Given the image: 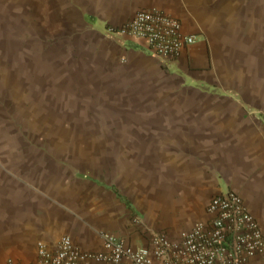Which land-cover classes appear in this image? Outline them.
<instances>
[{
	"label": "crops",
	"instance_id": "0c3cea01",
	"mask_svg": "<svg viewBox=\"0 0 264 264\" xmlns=\"http://www.w3.org/2000/svg\"><path fill=\"white\" fill-rule=\"evenodd\" d=\"M20 7V42H12L10 24L0 25V81L18 65L14 47L19 107L43 113L45 49L77 48L82 64L70 62L63 74L54 64L46 78L64 82L53 90H67L78 108L100 104L103 116L86 119L69 104L75 134L0 136V264L30 262L39 243L53 246L63 235L88 251L102 250L105 232L133 246L155 232L176 238L226 189L242 196L264 230V0H20ZM152 7L195 35L168 66L143 40L106 34ZM59 104L50 107L57 125ZM92 128L100 136L87 135ZM247 264H264V252Z\"/></svg>",
	"mask_w": 264,
	"mask_h": 264
},
{
	"label": "built area",
	"instance_id": "2783aa9c",
	"mask_svg": "<svg viewBox=\"0 0 264 264\" xmlns=\"http://www.w3.org/2000/svg\"><path fill=\"white\" fill-rule=\"evenodd\" d=\"M106 34L128 35L144 41L147 49L166 66L177 60L184 47L195 41L179 19L152 7L139 9ZM207 217L180 231L176 238L162 232L151 234L144 245L133 246L114 234H103V248H80L70 235L55 245H37L30 262L8 257L5 264H247L264 252V230L242 196L226 189L212 196Z\"/></svg>",
	"mask_w": 264,
	"mask_h": 264
},
{
	"label": "rangeland",
	"instance_id": "374dc122",
	"mask_svg": "<svg viewBox=\"0 0 264 264\" xmlns=\"http://www.w3.org/2000/svg\"><path fill=\"white\" fill-rule=\"evenodd\" d=\"M27 5H28L27 7L24 6L25 9L32 8V6H29L28 3ZM21 11L22 10L20 7V0H0V25L5 24L7 26V24H10L12 26L13 31L10 33L12 42L13 41L20 42L18 32L16 33L14 29L15 30H17L18 28L20 29ZM29 26L30 24H28V27L25 26V37H27L33 30L30 29ZM1 36H2V32L0 33V37ZM3 43L4 41H0V47H2L1 45ZM46 47L47 46H45V48ZM11 50H12L11 61H13L14 60L13 57H15L18 63V65L16 66L14 65V70L16 67L17 69H19L20 67L18 62L19 54L18 53L16 54V49L14 47H12ZM48 50H49L48 48L45 49V77H44V81H45L44 83L45 85L48 86L46 89L48 92L45 90V96L43 97L44 110L42 114H40L39 111L37 114L35 112H30L28 107H25L26 109L25 108L22 109L21 107H19L20 104L22 103V100H24L23 98H20L19 86L21 82L19 81V77L17 76L15 71L9 69L10 67L8 66V71H6L5 73L6 80L0 81V109H1V116L3 118V123L2 124L0 123V125H2V128L0 129V136L7 138H16L17 136L31 137L33 135H38L39 137H43V138H47V137L53 138L55 136H65V135L75 134L74 132H72L73 130L72 121L73 119L76 120L77 117L73 111L74 109L72 110V107L69 104L77 105L78 108L79 101H74L73 97L65 94L67 90H63L64 88H61V90L57 94L55 90H53V88L55 89L56 85H60V86L64 85V82L49 81L46 78L47 77L46 75L51 74V69L53 67L52 65L54 64L55 65L60 64L57 65L58 67L62 66V70H63L62 74L65 73L64 69L66 68V66L68 67L67 64H70V62L73 61L75 63V65H73L72 68H75L77 64H82V61L79 57V53L81 51L76 48V50L73 53H68V51H66L67 50L66 47H61L55 52L53 51L47 52ZM8 63H9L8 65L10 66H12L13 64L12 62H8ZM35 76L36 75L33 70V72L29 73V79L30 78L31 79L30 80L27 79V80L31 83L32 77L36 78ZM50 76H52V74ZM31 84L33 87V84H35V79L34 81H32ZM53 104L54 105L59 104V108L62 107V112L56 115L54 114V118L55 117L58 118L56 121H58V123L60 124V125L58 124L59 126L57 125V123L52 122L53 118H52V113L50 111V107H52ZM25 105L27 106L28 103H26ZM78 109H80L81 116L87 115L86 119L91 118L92 115L95 116L92 118H97L101 115L103 116V114L102 113L100 114L99 112L100 104H98V106H94L92 104L90 105L89 108L82 107V109L81 108ZM35 115L38 118H41V121L40 119H38L39 124L37 129H35V123H34ZM43 128H45L44 131ZM62 128H66V129H62ZM76 132L82 133V131H77V130ZM87 132L89 133L87 135L100 134L99 129H95V128H92ZM48 147H52V146H48Z\"/></svg>",
	"mask_w": 264,
	"mask_h": 264
}]
</instances>
